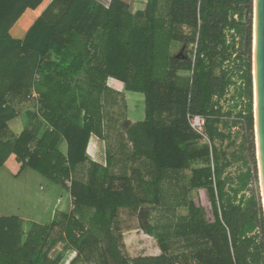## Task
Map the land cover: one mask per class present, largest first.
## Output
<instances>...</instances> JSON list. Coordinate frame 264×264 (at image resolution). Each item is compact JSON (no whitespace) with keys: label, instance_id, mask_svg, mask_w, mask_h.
<instances>
[{"label":"trees","instance_id":"obj_1","mask_svg":"<svg viewBox=\"0 0 264 264\" xmlns=\"http://www.w3.org/2000/svg\"><path fill=\"white\" fill-rule=\"evenodd\" d=\"M252 14L253 0H147L135 13L122 0H0V167L14 177L31 168L63 188L71 177L74 201L73 211L48 225L34 223L25 236L17 216H0V264H59L50 257L58 243L76 253L70 264L94 247L103 264H264L260 196L245 193L258 179L250 57L243 62L246 105L239 115L253 167L245 161L244 170L226 173L231 159L218 144L230 138L219 127L227 124L222 100L233 83L224 67L234 47L228 32L244 35L250 54ZM22 15L32 25L17 39L10 29ZM174 42L194 44L193 58L172 55ZM108 77L144 96V119L123 126L131 161L139 162L130 176L113 173L106 148L101 98ZM33 91L37 101L27 98ZM25 101L44 127L37 136L26 128L7 136V123ZM187 113L206 118L208 142L199 143ZM79 167L85 176L75 178ZM185 170L191 188L208 192L213 218L190 201L188 214L165 228L142 224L163 254L129 262L112 229L118 209L143 217V206L165 203L164 188ZM178 241L181 256L173 253Z\"/></svg>","mask_w":264,"mask_h":264},{"label":"rangeland","instance_id":"obj_2","mask_svg":"<svg viewBox=\"0 0 264 264\" xmlns=\"http://www.w3.org/2000/svg\"><path fill=\"white\" fill-rule=\"evenodd\" d=\"M236 20L239 19V16L234 15ZM248 15L246 12L243 13V21H246ZM184 34H189V29L184 27L182 29ZM228 42L230 44L234 43L233 48H229V57L225 62L224 67L230 71L232 76L233 83L230 85L229 90L222 100L223 120L227 121V124L220 123L219 127L225 134H230V138L224 139L222 142H218L220 147L227 152V156L231 159V165L227 167L226 173L234 175L238 169H245L243 162H247L249 167H253V149L250 147V136L246 129V122L243 116L239 115L240 112H245L246 99L243 94V84L244 79L241 76L242 69L244 68V61L249 60L251 62V72H252V84L254 77V4H253V14H252V49L249 54L246 44V38L244 35L237 33L234 30L228 32ZM175 44L171 46V54L176 55L179 53L182 42H174ZM184 50L183 54L188 58H193V53L195 45L189 43L187 46L183 45ZM187 48V49H185ZM186 52V53H185ZM182 57V55H180ZM241 93V95H240ZM253 99H254V87H253ZM103 114H105V109H112V129L110 133L106 132V148L111 150L113 153V173L117 176H121L124 173L128 176L133 175V169L138 166L139 162H132L130 155L132 153V145L127 138L126 132L124 130L125 122L132 123L137 119H141L144 113V96L142 93L131 92L129 95H121L118 98L106 97L104 100ZM128 101V104H127ZM125 103L127 104L125 107ZM254 104V103H253ZM21 106L18 104L17 110L21 109ZM24 106V105H23ZM254 109V106H253ZM126 113L128 115H126ZM19 120H22L21 117L17 116ZM105 118V116H104ZM129 118V119H128ZM24 119V118H23ZM105 125L109 126L108 119ZM136 122V121H135ZM108 123V124H107ZM256 131L254 132V154L256 159L257 167V176L258 179L252 180L249 185V190L246 191V195L254 194L256 197L260 196L261 207L264 215V203L262 199V190L260 185L259 178V165H258V151L256 146ZM9 136V133L7 134ZM208 142L207 139L203 138L199 140V143ZM109 146H112L109 147ZM196 165H192L195 167ZM85 170L82 167H79L76 173L73 174V177L81 178L85 176ZM39 176L38 181H34L30 184V195L28 196L27 201H22L18 204V208H15V211H10V213H21L27 216H35L34 211L39 213L44 222L50 221L49 214L44 210L45 205L40 201L34 200V196L37 192L40 194H45L50 188V181L46 178ZM190 170H185L182 172V177L179 181L174 180V185H167L164 188L165 203L159 204L155 209H153L149 204L143 206V211L146 215L143 217L139 216V211L131 208H119L117 215L113 222V233L117 239L118 247L122 256L129 262H133L136 259L143 258H154L162 255L160 246L154 236L149 235L141 227L142 224H157L160 228H165L172 220L175 222L179 217H184L188 214V203L194 201L203 211L206 217L211 220L212 209L211 202L208 196V192L203 188H191L188 185V178L190 177ZM23 177V176H21ZM45 177V176H44ZM177 183V184H176ZM59 190H62L63 187L57 184ZM37 191V192H36ZM10 192V191H9ZM14 190H11L13 194ZM3 194H8L6 189H0V196ZM64 194V193H63ZM48 199L55 201L56 197L51 196ZM74 202V201H73ZM42 204V206H41ZM3 209H0V212ZM54 217V216H53ZM53 220V218H51ZM34 223H25L21 224V229L25 234L29 233L32 230ZM159 228V229H160ZM181 242V241H180ZM185 250L181 246V243H176L173 249V253L181 256ZM99 248L94 247L92 249L85 250L82 255L75 260L73 264H103L102 257L99 255ZM166 254H169V251H166ZM59 256V257H58ZM76 256L74 250L64 243H58L54 249L50 252V257L53 259L59 258V264H70L71 260ZM62 258V260H61ZM109 258V257H108ZM110 259V258H109ZM110 264H119L110 259ZM193 264V263H192Z\"/></svg>","mask_w":264,"mask_h":264},{"label":"crops","instance_id":"obj_3","mask_svg":"<svg viewBox=\"0 0 264 264\" xmlns=\"http://www.w3.org/2000/svg\"><path fill=\"white\" fill-rule=\"evenodd\" d=\"M122 1L128 4L129 9L131 10L132 13L143 10L147 2V0H122ZM162 5H164V3ZM31 25H32V21L27 16L22 15L13 25V27L10 29V34L14 38L22 39L24 38L26 31L29 29ZM131 92L133 91L127 90L123 82H121L120 80L114 77H108L105 81V88L103 91V97L101 98V102L104 104L105 102L104 100L106 99V97H110L115 100V98H118L122 94L123 95L125 94L126 96L127 95L130 96ZM22 104L24 106L22 105L21 109L19 108V115H18L19 117L22 118V120H19V118L16 117L11 119L7 123L8 133L9 135H18L26 128L29 131H31L34 136H37L44 127L43 124L44 122L39 117L38 111L34 108L31 101L29 102L25 101ZM127 104L125 103V107H127L126 106ZM111 111H112L111 108L108 110L105 109V114H103L105 116L103 123L105 136L108 134V132L110 133V130L112 129L111 116L113 114ZM126 115L128 114L126 113ZM144 117H145V112L143 113V117L141 119H137L135 121L136 122L141 121L144 119ZM106 118L108 119L109 126L105 125L107 122ZM135 121H132V123H135ZM109 147L112 148V146ZM63 148L66 149L65 146H63ZM108 151L111 153V155H113L110 149ZM115 162H113V164H115ZM35 173L38 172L31 168H26L19 176L14 177L9 173V171L5 167H0V189L2 190L6 189L8 193L0 196V209H3V211L0 212V216H17L22 223L25 222V223H36L40 225H48L52 221L51 218H54L53 216L60 213H70L71 211H73L74 202H73V197L70 194V191L67 188H63L62 190H59L57 184H55L54 182L50 181L48 178L38 173L40 177L46 178L48 181H50V188H48V191L45 194H40L39 192L36 191L37 193L34 196V200L40 201L43 205H45L44 210H46L47 214L52 216L50 218V221L48 220L47 222H44L43 219L40 217L41 215L35 211H34L35 216L34 215L27 216L21 213H10V211H15V208H18V204L20 202L27 201L28 196L30 195L31 192L30 184L34 181H38L39 179V176H37V174ZM12 189L14 190L13 194H11ZM52 195L56 197L55 201H52V199H48V197H51Z\"/></svg>","mask_w":264,"mask_h":264},{"label":"water","instance_id":"obj_4","mask_svg":"<svg viewBox=\"0 0 264 264\" xmlns=\"http://www.w3.org/2000/svg\"><path fill=\"white\" fill-rule=\"evenodd\" d=\"M255 7V31H256V44L253 53L255 70H256V85H257V108L256 117L254 116V132L259 139V152H260V168L259 178L261 190L264 189V0H253ZM185 46H181L179 53L176 56L183 54ZM254 110V109H253ZM256 125V128H255ZM259 169V168H258ZM261 176V177H260ZM262 195V194H261ZM263 198V197H262Z\"/></svg>","mask_w":264,"mask_h":264},{"label":"built area","instance_id":"obj_5","mask_svg":"<svg viewBox=\"0 0 264 264\" xmlns=\"http://www.w3.org/2000/svg\"><path fill=\"white\" fill-rule=\"evenodd\" d=\"M35 78H38L37 74L35 75ZM37 97H38L37 93L33 91L32 94L29 95L27 98L37 101ZM187 120H188L190 127L197 134H199L202 137V139L205 138L208 141L207 133L205 129L206 118L202 115L187 113ZM64 183H65L66 188L70 190L71 189V177L66 178Z\"/></svg>","mask_w":264,"mask_h":264},{"label":"bare ground","instance_id":"obj_6","mask_svg":"<svg viewBox=\"0 0 264 264\" xmlns=\"http://www.w3.org/2000/svg\"><path fill=\"white\" fill-rule=\"evenodd\" d=\"M255 7H254V24H255ZM255 44H256V31H255V25H254V49H255ZM255 74H256V70H255V64H254V77H253V87H254V99H253V106H254V116L256 117V108H257V94H258V90H257V85H256V77H255ZM255 128H256V125H255ZM256 148H257V151H258V165H259V170H260V173H261V168H260V152H259V139H258V136L256 134ZM261 177V176H260ZM262 196H263V203H264V189L262 191Z\"/></svg>","mask_w":264,"mask_h":264}]
</instances>
